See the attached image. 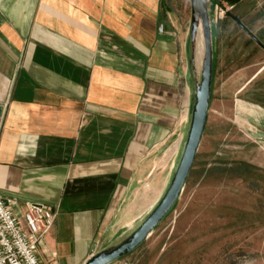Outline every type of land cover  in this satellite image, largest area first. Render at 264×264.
<instances>
[{"label":"crops","instance_id":"obj_1","mask_svg":"<svg viewBox=\"0 0 264 264\" xmlns=\"http://www.w3.org/2000/svg\"><path fill=\"white\" fill-rule=\"evenodd\" d=\"M174 26L166 0H0V194L25 228L31 204L56 213L44 262L85 264L164 195L198 79ZM216 39L212 96L217 53L235 61ZM245 71L224 72V105L264 143V67Z\"/></svg>","mask_w":264,"mask_h":264},{"label":"rangeland","instance_id":"obj_2","mask_svg":"<svg viewBox=\"0 0 264 264\" xmlns=\"http://www.w3.org/2000/svg\"><path fill=\"white\" fill-rule=\"evenodd\" d=\"M166 5L191 50V0H166ZM218 7L224 13L212 9L213 34L220 46L230 35L235 61L223 63L226 55L217 53L214 96L191 176L174 211L124 258L129 264H264V143L235 118L234 105H224V72L242 68L249 79L264 67V0L220 1ZM202 57L203 51L193 65L198 79ZM252 86L262 95L253 100L264 99V73Z\"/></svg>","mask_w":264,"mask_h":264},{"label":"water","instance_id":"obj_3","mask_svg":"<svg viewBox=\"0 0 264 264\" xmlns=\"http://www.w3.org/2000/svg\"><path fill=\"white\" fill-rule=\"evenodd\" d=\"M216 0H191V24L189 49L191 68L197 61L196 44L201 31L203 57L199 79L194 86L189 129L182 145L181 154L174 168L169 185L158 203L152 208L139 226L118 244L113 245L90 258L85 264H114L142 247L158 227L168 218L178 205L185 186L191 176L198 152L207 128L214 84V40L212 9L218 10ZM218 12V11H217ZM233 20L257 43L256 38L246 30L240 20ZM196 73V72H195ZM3 108L0 106V118Z\"/></svg>","mask_w":264,"mask_h":264},{"label":"built area","instance_id":"obj_4","mask_svg":"<svg viewBox=\"0 0 264 264\" xmlns=\"http://www.w3.org/2000/svg\"><path fill=\"white\" fill-rule=\"evenodd\" d=\"M217 11L220 16L224 13L221 7ZM16 204L0 194V264H55L40 258L39 247L52 230L56 213L47 206L31 204L24 214L25 228L14 214ZM114 264L129 263L122 259Z\"/></svg>","mask_w":264,"mask_h":264},{"label":"bare ground","instance_id":"obj_5","mask_svg":"<svg viewBox=\"0 0 264 264\" xmlns=\"http://www.w3.org/2000/svg\"><path fill=\"white\" fill-rule=\"evenodd\" d=\"M203 51L202 33L199 32L197 41V60H200Z\"/></svg>","mask_w":264,"mask_h":264},{"label":"trees","instance_id":"obj_6","mask_svg":"<svg viewBox=\"0 0 264 264\" xmlns=\"http://www.w3.org/2000/svg\"><path fill=\"white\" fill-rule=\"evenodd\" d=\"M220 1H224L233 5L239 3L241 0H216L215 2L220 3Z\"/></svg>","mask_w":264,"mask_h":264}]
</instances>
